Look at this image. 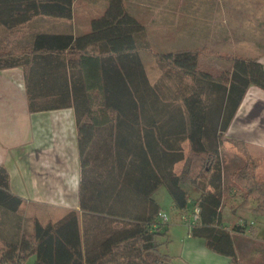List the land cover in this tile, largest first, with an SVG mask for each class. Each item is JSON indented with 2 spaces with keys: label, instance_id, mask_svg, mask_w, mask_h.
I'll list each match as a JSON object with an SVG mask.
<instances>
[{
  "label": "trees",
  "instance_id": "1",
  "mask_svg": "<svg viewBox=\"0 0 264 264\" xmlns=\"http://www.w3.org/2000/svg\"><path fill=\"white\" fill-rule=\"evenodd\" d=\"M73 1L0 0V17L9 29L0 43V68H24L30 111L73 107L81 166L78 209L44 222L34 217L32 230L17 234L23 199L10 190L8 173L0 166V264H19L31 254L32 264H172V257L159 249L167 222L157 218L152 195L160 185L178 210L199 208L191 236L229 256L227 264H241L232 236L252 223L222 222L224 194L233 188L224 182L219 148L229 141L245 156L229 174L244 191L233 211L264 215V179L256 175L260 160L244 140L224 135L247 87L264 89V64L257 57L235 55L228 69L213 75L198 68L199 54L212 53L206 48L154 52L169 73L179 80L191 78L182 84V104L175 102L169 99L172 93L149 82L137 54L149 48L145 26L124 0H107L87 32L39 31L30 43L11 41L14 26L37 15L70 18ZM139 114L145 146L135 152L125 144L129 137L123 131L135 127ZM184 139L190 141L187 156ZM181 160L180 171H174ZM7 213L14 215L9 225ZM7 225L15 238L7 234Z\"/></svg>",
  "mask_w": 264,
  "mask_h": 264
},
{
  "label": "crops",
  "instance_id": "2",
  "mask_svg": "<svg viewBox=\"0 0 264 264\" xmlns=\"http://www.w3.org/2000/svg\"><path fill=\"white\" fill-rule=\"evenodd\" d=\"M76 2L77 0L73 1L70 18L37 15L27 22L16 24L17 26L14 27L21 28L22 33L15 41L21 45L30 43L33 36L39 31L70 32L74 35L87 32L90 29V20L102 14L107 6V0H88L91 13L88 11L87 20L80 22L75 17ZM124 3L138 19L140 18L139 15H142L141 11L151 12L150 18L146 19V22L139 19L145 26L146 38L150 42L189 43V45L192 43H194L193 45H196L195 43L215 44L221 38L218 35L219 31L220 33L224 31L220 15L213 13L212 4L206 2L124 0ZM215 5L218 8V5ZM211 17L215 23L210 24L208 22ZM6 20L9 21V17H6ZM6 24L0 17V42L9 31ZM255 25L258 29L254 28L253 36L250 35V31L247 36L242 35L236 25H233L236 27L234 31L239 34L232 36L231 41H235V43L251 41L252 49H247L244 52L247 53L245 55L257 57L264 64V23L260 20L256 21ZM225 30L227 31L226 28ZM183 47L187 46L181 45L175 49ZM137 54L149 82L155 84L156 81L150 77V70L157 67L155 58L145 50L138 49ZM169 93L171 94V92ZM183 94L185 92L176 93L177 98H173L171 95L169 99H175V102L182 104L181 95ZM135 121V127L128 126V129L126 126L123 134L129 137L125 144L130 146V150L137 152L138 148L142 150L145 146L144 116L142 114L135 116ZM173 130L175 131L174 126ZM154 131L158 136L157 131ZM173 132L170 131L169 134L174 136ZM224 135L245 141L248 152L253 157L260 159V164L256 168V175L259 179H264V89L254 84L247 87ZM77 136V123L72 106L30 111L24 68L22 66L0 68V166H3L8 173L10 190L22 197V205L30 204L45 207L46 219L59 218L66 210L78 209L79 207L78 184L81 166ZM221 145L226 153L231 150L239 154L229 141H224ZM181 146L183 152H187L190 150V141L184 139ZM181 161L174 164V171H178ZM225 165L222 162L223 179L225 169L228 172V169L232 170L233 168V166L229 165L228 167L227 165L225 167ZM160 186L152 195L158 206ZM167 194L169 204L177 212L192 213L195 207L192 198H195L197 193L191 194L189 203L191 206L193 205V209L186 212L178 210L169 193ZM224 211L229 219L232 214H237L236 223L242 220L247 224L253 223L252 226L247 227L245 232L234 233L232 236L233 246L238 257L241 251L246 250L245 244L248 248V246L251 247L252 240L264 242V215H255L242 209L233 211V206L223 203L221 208L222 222L229 226L233 224L231 220H225ZM6 217L9 225V220H13L14 215L7 213ZM8 225L6 231L7 234H10V226ZM172 229V224L167 221L165 236L169 235L170 240ZM179 245V249L175 250L169 247V242H166V248L162 250L172 257V264H227L230 260L229 256L208 248L204 238L191 236L189 225L186 227ZM159 249H161L160 246ZM255 251L256 249H253V253Z\"/></svg>",
  "mask_w": 264,
  "mask_h": 264
},
{
  "label": "rangeland",
  "instance_id": "3",
  "mask_svg": "<svg viewBox=\"0 0 264 264\" xmlns=\"http://www.w3.org/2000/svg\"><path fill=\"white\" fill-rule=\"evenodd\" d=\"M194 2H206L213 7V13H217L220 15L221 20L223 21V33L219 31L218 35H220L221 38L218 43H195L196 45H193L194 43H170V42H150L149 41V48H140L139 50H145L151 53L154 56V52H168L177 50L175 48L180 47L181 45H186L187 47L183 48H196V49H203L206 48L208 50H211V54L207 53H200L198 56V68L204 71H207L213 75L219 74L222 70L228 69L231 65L232 57L235 55L242 56L248 58L247 53H244L247 49H252L251 41L247 42H239L235 43L231 41L232 36L238 35V32H235V28L237 27L238 31L242 33V35L247 36L250 31V35L253 36L254 34V28L258 29V27L255 25L256 21H262L264 23V0H192ZM218 5V8L216 5ZM254 7V8H253ZM91 10L89 9L88 0H77L75 4V17L79 19L80 22L87 20V12ZM197 12V11H195ZM201 11H198L199 13ZM208 12V11H205ZM142 15H139V19L142 20V22H146V19L150 18V11H141ZM89 16V15H88ZM256 17V18H255ZM256 20V21H255ZM210 24L215 23L213 21V18H209ZM233 25H236L234 27ZM150 26V25H149ZM148 26V27H149ZM219 28V27H218ZM227 29V31L225 30ZM221 30V28H219ZM234 31V33H233ZM21 28H17L15 30L14 36L11 37V41L17 40L21 35ZM6 36V35H5ZM4 36V37H5ZM4 37L1 39H4ZM0 42V43H1ZM16 42V41H15ZM193 45V46H192ZM190 46V47H189ZM179 48V49H183ZM155 62L157 63V67H154L150 70V77L153 81H156L155 83H159L161 88H164L165 91L171 92L172 94L175 93V91L184 92L185 88L182 84L183 83H189L190 77L186 76L183 78V80H179L176 73L171 71L170 73L164 69L159 62L155 58ZM226 150L220 146V152H221V160L226 165L233 166L232 170L228 169V172L225 169V176H224V182L227 186L230 188H233V190L229 191L230 193L224 194V205L229 206H236L241 197L244 195V191L241 187H239L236 183H234L229 174L236 168H238L240 165L243 164L245 161V156L238 152L239 154H236L235 151L228 150V152H225ZM190 150L187 152H184V155L187 156L189 154ZM256 158V157H255ZM259 159V158H258ZM260 160V159H259ZM183 164V160L179 163L180 168L177 172L180 171ZM164 185L160 186V190L158 192L159 197V206L161 210L165 211L168 215V221L172 224L173 229L170 231V237L169 235H166L165 237H159L158 240L160 241V250H165L166 248V242H169V247H172L175 250H178L180 245V240L182 236L185 234L186 227L188 226V223L182 218V215L184 213L177 212L175 208H173L169 203L167 193L168 191ZM20 217L18 218V224H17V232H28L32 230L33 226V220L34 217H37L41 222H44L46 220V208L43 206H32L30 204L21 205L19 207V210L17 211ZM188 214V213H187ZM223 216L225 220H231L232 224H235L237 222V214H232L230 219L226 216V212H223ZM55 219V217H53ZM243 221V220H242ZM245 222V221H243ZM249 224V223H248ZM253 225V223H252ZM15 234L11 233V238H15ZM15 235V236H14ZM169 240V241H168ZM246 245V250L241 251L239 253V262L241 264H264V242L258 241L255 242L252 240L251 247ZM253 249L255 253H253ZM34 259V255L27 256L22 262L19 264H32Z\"/></svg>",
  "mask_w": 264,
  "mask_h": 264
},
{
  "label": "built area",
  "instance_id": "4",
  "mask_svg": "<svg viewBox=\"0 0 264 264\" xmlns=\"http://www.w3.org/2000/svg\"><path fill=\"white\" fill-rule=\"evenodd\" d=\"M198 214H199V208L198 207H194L192 213H184V215H182V218L188 223L189 227L191 224H193L196 219L198 218ZM158 219L161 222H167L168 221V215L165 211L160 210L158 212ZM240 223H243V221H241Z\"/></svg>",
  "mask_w": 264,
  "mask_h": 264
}]
</instances>
